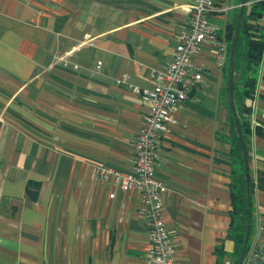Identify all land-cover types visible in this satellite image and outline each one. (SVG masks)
I'll return each mask as SVG.
<instances>
[{
    "label": "crops",
    "instance_id": "obj_1",
    "mask_svg": "<svg viewBox=\"0 0 264 264\" xmlns=\"http://www.w3.org/2000/svg\"><path fill=\"white\" fill-rule=\"evenodd\" d=\"M189 2L0 0V264H144L151 242L143 196L98 170L130 169L146 111L134 88L154 87L155 72L173 62ZM217 2L230 7L212 18L225 38L242 0ZM251 8L244 5L246 19L264 38V13ZM194 67L203 82L162 133L155 175L166 186L175 264H231L238 164L229 62L220 68L206 42ZM247 102L246 255L264 218V49ZM29 184L38 185L36 198Z\"/></svg>",
    "mask_w": 264,
    "mask_h": 264
},
{
    "label": "built area",
    "instance_id": "obj_2",
    "mask_svg": "<svg viewBox=\"0 0 264 264\" xmlns=\"http://www.w3.org/2000/svg\"><path fill=\"white\" fill-rule=\"evenodd\" d=\"M187 7L188 29L177 42L173 62L166 70L155 72L154 87L142 90L134 88L141 92L146 111L137 133L130 169L122 172L100 167L98 170L100 176L111 177L121 189L138 190L143 196L140 214L149 227L151 242L144 264H175L176 249L163 215L166 186L155 175L162 133L177 122L175 112L178 106L203 82V74L194 67V60L201 53L204 43L213 46L220 68H224L229 59L228 43L212 18L216 14L226 13L230 7L217 0H190ZM254 239L253 248L243 264H264V218Z\"/></svg>",
    "mask_w": 264,
    "mask_h": 264
},
{
    "label": "trees",
    "instance_id": "obj_3",
    "mask_svg": "<svg viewBox=\"0 0 264 264\" xmlns=\"http://www.w3.org/2000/svg\"><path fill=\"white\" fill-rule=\"evenodd\" d=\"M251 3V13L262 15L264 13V0H247ZM259 10V11H258ZM243 11L241 27L238 33V38L234 51V90L233 97L235 108L239 118L241 132L245 142L247 143L248 134L250 131V116L251 106L247 100L253 98L258 79V71L263 57L264 38L262 35L253 31V25L249 24ZM238 16V15H237ZM237 19L228 24L225 33V38L229 46V57L231 51V41L234 35ZM258 29V28H257ZM229 62V60H228ZM229 70V68H228ZM229 73V72H228ZM229 76V74H228ZM232 122V142H233V158L238 164V169H234V184L232 187L233 194V212L230 236L236 242V257L231 264H238L241 251L243 248L247 224V180L246 169L242 153V145L236 131L234 115L231 110ZM39 188L38 185L29 184L28 192L31 197L36 198ZM252 233V224H251ZM250 233V237L251 234ZM249 248V247H248ZM247 248V249H248Z\"/></svg>",
    "mask_w": 264,
    "mask_h": 264
},
{
    "label": "water",
    "instance_id": "obj_4",
    "mask_svg": "<svg viewBox=\"0 0 264 264\" xmlns=\"http://www.w3.org/2000/svg\"><path fill=\"white\" fill-rule=\"evenodd\" d=\"M248 1L247 0H242L241 5H240V12L238 15V19H237V24H236V29L234 32V35L232 37V41H231V51H230V58H229V82H228V92H229V102H230V106L231 109L233 111V115L235 118V125H236V131L237 134L240 138L241 141V145H242V153H243V159H244V164H245V169H246V180H247V212H248V224H247V230H246V235H245V240H244V244H243V248L241 251V255L239 258V262L238 264H242L244 262L245 256H246V252H247V248H248V242H249V238H250V233H251V188H250V180H249V166H248V149H247V144L243 138L242 132H241V127H240V122H239V118L236 112V108H235V101H234V97H233V90H234V51H235V45H236V41L238 38V33L241 27V22H242V15H243V11H244V5L247 4Z\"/></svg>",
    "mask_w": 264,
    "mask_h": 264
},
{
    "label": "rangeland",
    "instance_id": "obj_5",
    "mask_svg": "<svg viewBox=\"0 0 264 264\" xmlns=\"http://www.w3.org/2000/svg\"><path fill=\"white\" fill-rule=\"evenodd\" d=\"M253 230H254V228H253ZM252 234V233H251Z\"/></svg>",
    "mask_w": 264,
    "mask_h": 264
}]
</instances>
